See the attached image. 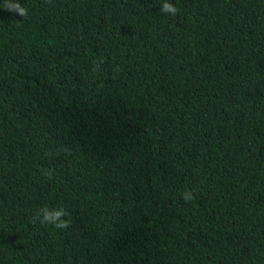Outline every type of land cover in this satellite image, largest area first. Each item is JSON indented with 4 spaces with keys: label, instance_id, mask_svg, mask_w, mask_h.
Instances as JSON below:
<instances>
[{
    "label": "trees",
    "instance_id": "trees-1",
    "mask_svg": "<svg viewBox=\"0 0 264 264\" xmlns=\"http://www.w3.org/2000/svg\"><path fill=\"white\" fill-rule=\"evenodd\" d=\"M171 2L0 7V264H264V0Z\"/></svg>",
    "mask_w": 264,
    "mask_h": 264
},
{
    "label": "clouds",
    "instance_id": "clouds-1",
    "mask_svg": "<svg viewBox=\"0 0 264 264\" xmlns=\"http://www.w3.org/2000/svg\"><path fill=\"white\" fill-rule=\"evenodd\" d=\"M160 4V11L163 14L174 17L179 12V9L174 3L171 2V0H161ZM0 7H3L10 13H15L16 15L23 18L29 15L28 8L25 6V4L21 3V0H4L3 4L0 5ZM103 62V59L98 60L94 64L92 71L99 72L100 65ZM119 70V66H117L115 71L118 72ZM64 152L65 154H70V151L68 149H64ZM47 155L51 156L52 153L49 152L47 153ZM41 171L46 176L52 175L51 170L42 169ZM182 198L186 202L191 201L192 199H194V192L192 190L186 189L182 193ZM65 217H67V219ZM31 222L33 224L39 222L42 225H51L57 230H64L71 227L72 218L68 213L67 209H65L64 207H49L48 205H44L36 211L35 215L31 218Z\"/></svg>",
    "mask_w": 264,
    "mask_h": 264
}]
</instances>
